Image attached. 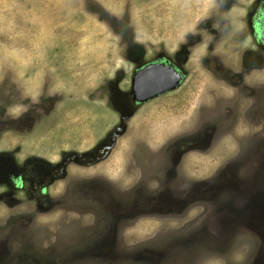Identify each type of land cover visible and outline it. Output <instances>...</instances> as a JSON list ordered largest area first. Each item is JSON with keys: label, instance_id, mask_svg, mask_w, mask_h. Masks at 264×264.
Returning a JSON list of instances; mask_svg holds the SVG:
<instances>
[{"label": "rangeland", "instance_id": "374dc122", "mask_svg": "<svg viewBox=\"0 0 264 264\" xmlns=\"http://www.w3.org/2000/svg\"><path fill=\"white\" fill-rule=\"evenodd\" d=\"M253 3L0 0V264L258 257L264 46L234 24ZM161 57L183 84L137 104Z\"/></svg>", "mask_w": 264, "mask_h": 264}, {"label": "water", "instance_id": "95a60500", "mask_svg": "<svg viewBox=\"0 0 264 264\" xmlns=\"http://www.w3.org/2000/svg\"><path fill=\"white\" fill-rule=\"evenodd\" d=\"M165 73L168 76L166 78ZM182 80V76L176 70L153 64L137 73L134 82L135 98L138 102H147L176 90Z\"/></svg>", "mask_w": 264, "mask_h": 264}, {"label": "flooded vegetation", "instance_id": "af4514ba", "mask_svg": "<svg viewBox=\"0 0 264 264\" xmlns=\"http://www.w3.org/2000/svg\"><path fill=\"white\" fill-rule=\"evenodd\" d=\"M227 24H229L227 20L222 21L223 28ZM234 24L243 25V26H246L247 24L250 25V27L252 28V33L250 35H252V37L254 38V41H256V43L264 46V0H255V3H253V6L251 8H247V14L245 15V17L244 18L236 17L234 20ZM253 34H254V36H253ZM246 36L247 35H244V37H246ZM151 65H153V64L145 65V66H143V68H141V70L148 67V66H151ZM154 65H162V66H166L167 68H169L171 70H173V69L176 70L183 78L182 82L180 83V86L177 87V89H179L181 87V85L183 84V81L185 79V75L179 69L178 65L173 62V60H171L168 57H166V58L161 57L160 60H158L157 62L154 63ZM164 75H165V78L168 77L166 73ZM243 79H244V77H242V80ZM242 82L244 84V81H242ZM235 86H238V85H235ZM171 92H173V91H171ZM165 94H167V93H165ZM137 104H140V103L137 102ZM251 217H252L251 219H253V216H251ZM245 219L249 220V218L246 217V215H245ZM254 219H256V218H254ZM258 219L259 220L256 221V223H257L256 227L264 224V209H262V211H260V218L258 217ZM251 264H264V250H260L258 257L256 254L251 256Z\"/></svg>", "mask_w": 264, "mask_h": 264}]
</instances>
